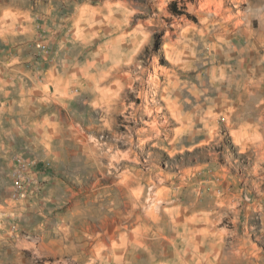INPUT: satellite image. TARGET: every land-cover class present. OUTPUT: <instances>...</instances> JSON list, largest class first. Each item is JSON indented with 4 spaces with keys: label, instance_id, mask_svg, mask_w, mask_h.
<instances>
[{
    "label": "rangeland",
    "instance_id": "374dc122",
    "mask_svg": "<svg viewBox=\"0 0 264 264\" xmlns=\"http://www.w3.org/2000/svg\"><path fill=\"white\" fill-rule=\"evenodd\" d=\"M0 264H264V0H0Z\"/></svg>",
    "mask_w": 264,
    "mask_h": 264
},
{
    "label": "bare ground",
    "instance_id": "6f19581e",
    "mask_svg": "<svg viewBox=\"0 0 264 264\" xmlns=\"http://www.w3.org/2000/svg\"><path fill=\"white\" fill-rule=\"evenodd\" d=\"M167 55H168V57L169 58H171V59H174V60H176V61H183L184 59H183V55H182V53H174V52H167ZM121 60H122V58H120ZM125 59H126V57H125ZM131 60V59H130ZM116 61V64H118V65H120V63L121 62H119V59H116L115 60ZM114 61V62H115ZM126 61H128L127 59H126ZM132 61H130L128 64H130ZM129 66V65H128ZM89 70H90V68H89ZM88 75H89V73H88ZM120 76L119 75H112V78H119ZM172 77V76H171ZM91 79V78H90ZM105 79V78H104ZM170 79V78H169ZM115 82V81H114ZM116 84H117V82H116ZM178 82H176L175 83V91H176V93H177V95L176 96H173L172 94H171V88H170V86L172 85V84H170L169 86H167V87H165V88H163L162 90H164V93H165V95H164V98H165V101H166V105H167V109L170 111V112H172V114H173V117H174V119L175 120H180V122H181V125H180V127H178L177 128V130L178 131H182L184 128H185V126H187V123L191 120V117L190 116H186V115H182L181 114V111H180V107H179V104H180V96H178V89H176L177 87H178ZM116 91V90H115ZM158 91V90H157ZM116 93V92H115ZM170 96H172V97H170ZM155 97H157V93L155 94ZM112 101V100H111ZM110 101V102H111ZM113 102V101H112ZM109 105V104H108ZM202 120V119H201ZM203 121V120H202ZM152 124V123H151ZM157 123H155L154 125H152L151 126V129L150 130H156L157 129ZM145 131V130H144ZM146 132V131H145ZM132 142V141H131ZM194 241H197V240H192V239H189V240H187V245H189V246H191V244H192V242H194Z\"/></svg>",
    "mask_w": 264,
    "mask_h": 264
},
{
    "label": "built area",
    "instance_id": "2783aa9c",
    "mask_svg": "<svg viewBox=\"0 0 264 264\" xmlns=\"http://www.w3.org/2000/svg\"><path fill=\"white\" fill-rule=\"evenodd\" d=\"M42 184L43 181L39 180L36 175L32 176L22 168H17L12 173V185L15 189L14 195L18 198L23 199L27 197L30 185L39 189Z\"/></svg>",
    "mask_w": 264,
    "mask_h": 264
},
{
    "label": "crops",
    "instance_id": "0c3cea01",
    "mask_svg": "<svg viewBox=\"0 0 264 264\" xmlns=\"http://www.w3.org/2000/svg\"><path fill=\"white\" fill-rule=\"evenodd\" d=\"M6 208H8V205L6 206Z\"/></svg>",
    "mask_w": 264,
    "mask_h": 264
},
{
    "label": "trees",
    "instance_id": "16d2710c",
    "mask_svg": "<svg viewBox=\"0 0 264 264\" xmlns=\"http://www.w3.org/2000/svg\"><path fill=\"white\" fill-rule=\"evenodd\" d=\"M172 5V4H171Z\"/></svg>",
    "mask_w": 264,
    "mask_h": 264
}]
</instances>
